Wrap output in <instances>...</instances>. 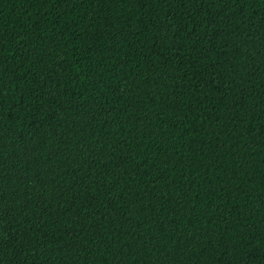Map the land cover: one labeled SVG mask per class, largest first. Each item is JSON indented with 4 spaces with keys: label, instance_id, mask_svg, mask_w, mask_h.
Segmentation results:
<instances>
[{
    "label": "trees",
    "instance_id": "16d2710c",
    "mask_svg": "<svg viewBox=\"0 0 264 264\" xmlns=\"http://www.w3.org/2000/svg\"><path fill=\"white\" fill-rule=\"evenodd\" d=\"M0 264H264V0H0Z\"/></svg>",
    "mask_w": 264,
    "mask_h": 264
}]
</instances>
